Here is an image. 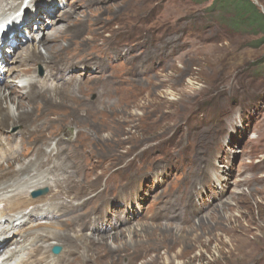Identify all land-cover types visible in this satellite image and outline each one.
Masks as SVG:
<instances>
[{
    "label": "rangeland",
    "instance_id": "obj_1",
    "mask_svg": "<svg viewBox=\"0 0 264 264\" xmlns=\"http://www.w3.org/2000/svg\"><path fill=\"white\" fill-rule=\"evenodd\" d=\"M251 1L264 13V0ZM38 3L40 23L64 16L62 52L20 65L47 88L0 134L1 148L11 136L25 151L0 166V182L38 150L31 173L50 168L58 182L61 196L51 187L29 207L51 199L59 217L36 223L58 222L64 235L41 241L62 247L42 263L264 264V34L234 26L213 0ZM8 63L1 71L18 65Z\"/></svg>",
    "mask_w": 264,
    "mask_h": 264
},
{
    "label": "bare ground",
    "instance_id": "obj_2",
    "mask_svg": "<svg viewBox=\"0 0 264 264\" xmlns=\"http://www.w3.org/2000/svg\"><path fill=\"white\" fill-rule=\"evenodd\" d=\"M16 1L18 0H0V19H2V22L6 24L2 27L0 32V42L2 45L0 48V81L4 80L7 75V73H3L5 70L8 71L11 76L14 72H16L15 79H10L8 75V79H5L2 83L0 82V134L3 139L7 129L6 123L9 120H11L10 122H14L9 124L10 127L8 125V129H10L15 127V125L21 124L22 122H20V120L24 118L28 119L29 116H32L34 113L33 99L40 95L42 96L41 92L43 89L47 88V86L44 85L45 82L41 84L38 75H36V73L34 74L35 71L33 70V66L30 65L25 69H21L20 65L26 63V61L30 58H33L37 62H53L54 57L58 56L62 52V49L59 48L60 46H57L60 40L59 34L61 32V26H56L61 19L64 20V16H60L57 19H53L52 17V19H49L46 24L44 22L40 23L44 21L45 16L42 11L44 7L38 3L39 0H19L20 3H17ZM39 15V20L35 25L38 29L33 30V33H31L32 37L30 39L21 38L20 34H24L25 26L28 27L30 25V21L37 20ZM49 23L51 24V27L49 26ZM43 29H47V31L45 32ZM52 29L53 33H51ZM45 33H51V36H49L53 42L52 45L44 47L46 54H44L40 48V46L44 44L46 38H48V35L46 36ZM23 41H25V47L28 48L23 49L21 52H17L16 48L24 47L23 45H20ZM57 48L60 49L58 52ZM9 53H15V55H18L11 60L9 59ZM7 61L9 62L8 65L12 63H16L18 65L5 67L4 71H1L2 65ZM50 78H56L53 71L50 73ZM48 81L49 79L46 77V82ZM53 81L56 82L57 80L54 79ZM38 84H40L39 90L36 89ZM24 88H31V90L30 92L23 93L22 90ZM91 111L93 110L91 109ZM20 132L23 131H17V133ZM1 136L0 142L3 141ZM53 136L51 140L56 139L53 138ZM8 142L10 143L5 144L3 142L4 148H1L0 146V166L12 163L13 160L19 159L25 152L24 151L22 153V142L14 141V138H11V136L9 137ZM39 154L38 150L30 161L28 160V162L19 165V168H12V176L14 177H10L9 179L0 182V264L44 263V260L50 256V251L53 246L60 244L56 241L54 244L44 246L45 243L49 242V237H54L53 239L57 240L58 238L64 236L61 234L62 229L58 222L45 221L36 223L41 219H56L59 217L57 212L51 211L52 209L50 207H45V204L49 201V199H44L43 205L40 208L29 209V207L35 202V200H32V198L27 195L30 190L51 185L54 188V193L52 194L53 197L60 195L61 193L60 190L56 188L58 187V182L54 180L52 173L49 174V171L51 170L50 168L44 171L43 167V169L41 168L43 171L38 169L36 172L31 173V168L42 164L38 163L39 160H41L39 159ZM55 159V167H57V165H64L59 160ZM52 172L54 173V171ZM1 175L2 173H0V178L2 177ZM26 183L29 184L23 187L22 185ZM217 195L220 196V193H217ZM27 202H29V204L24 205V203L27 204ZM98 226L100 227V225H97V227ZM27 235L31 236L28 237ZM46 238L47 240L44 241ZM101 239L104 241L105 236H102ZM41 241L45 243L41 244ZM101 243L106 244L105 242ZM39 248H42V254L38 257L37 252L39 251ZM58 263L59 261H56L54 264Z\"/></svg>",
    "mask_w": 264,
    "mask_h": 264
},
{
    "label": "trees",
    "instance_id": "obj_3",
    "mask_svg": "<svg viewBox=\"0 0 264 264\" xmlns=\"http://www.w3.org/2000/svg\"><path fill=\"white\" fill-rule=\"evenodd\" d=\"M202 1V0H201ZM212 10L232 11L236 17L234 26H244L256 28L255 32L260 31L264 34V13H262L256 4L251 0H213ZM261 41L259 42H262Z\"/></svg>",
    "mask_w": 264,
    "mask_h": 264
},
{
    "label": "water",
    "instance_id": "obj_4",
    "mask_svg": "<svg viewBox=\"0 0 264 264\" xmlns=\"http://www.w3.org/2000/svg\"><path fill=\"white\" fill-rule=\"evenodd\" d=\"M61 251H62V248H61V247H54V248H53V252H54L55 254H59Z\"/></svg>",
    "mask_w": 264,
    "mask_h": 264
}]
</instances>
